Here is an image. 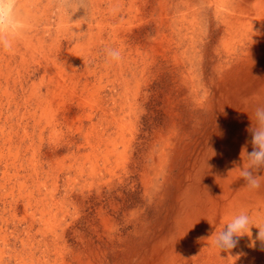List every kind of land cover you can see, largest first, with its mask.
<instances>
[{
    "label": "bare ground",
    "instance_id": "6f19581e",
    "mask_svg": "<svg viewBox=\"0 0 264 264\" xmlns=\"http://www.w3.org/2000/svg\"><path fill=\"white\" fill-rule=\"evenodd\" d=\"M155 1L20 0L22 15L18 19L24 27L15 42L14 53L0 51L4 60L0 75L7 95L4 105L14 108L0 121L1 189L25 168H28L26 178L39 176L37 157L32 154L26 165L25 152H21L25 149L19 142L23 139L32 142L35 134L39 150L45 131L57 138L62 127L68 129L77 122L75 134L82 133L80 142L74 143L69 138L62 146L72 155L81 148L91 149L84 154V164L89 163L87 177L94 178L107 164L115 163L118 169L125 171L128 167L125 172L139 177L135 187L141 183L147 188L150 180L147 166L151 167L148 158H153L156 164L159 188L149 206L151 216L161 213L162 217L160 226L155 223L148 226L153 243L146 264H264L260 242L249 248L248 236L240 238L237 247L231 250L233 257H228L225 251L219 253L212 243L215 233L240 211L249 212L253 223L264 226V183L259 189H250L239 178L241 151L253 150L248 128L252 123L255 125L256 107L264 104V0H179L177 29L170 27L161 3L160 16L154 19V24L151 22L149 14ZM134 19L140 21L136 26L131 25ZM170 29L178 36L174 47L182 45L179 49L183 50L184 62L178 56L179 49L169 58L183 66L184 78L179 83L158 78L162 75L158 73L159 63L151 61L150 70L156 78L146 80L151 91L148 110L138 116L137 103L133 101L132 105L131 101L137 100L141 81L125 78L124 73L130 70L128 62L140 58L149 34L154 31L166 41L164 30ZM173 43L170 37L167 53L173 51ZM109 48L120 50L122 59L117 62L108 58ZM127 55H132L128 62ZM190 55L199 58V74L187 66L191 64L187 62ZM16 57L20 59L17 62ZM169 58H163L160 66ZM122 61L126 63L123 65ZM209 61L213 66L208 77L204 67ZM12 73L19 76L12 78ZM91 78L96 79L94 84ZM102 78L112 79L102 86L99 81ZM79 84L87 94H79ZM119 88L126 93L117 102L115 94L110 93ZM187 90L192 98L185 97ZM66 94L68 98L64 99ZM30 104L35 108L31 109ZM22 106L25 110L20 112ZM12 115H19L22 124L16 117L11 123ZM96 117L99 118L94 121ZM103 121L108 128L112 127L113 136L108 134V139L104 137L108 128L101 127ZM86 124L89 125L84 127ZM103 143L106 144L100 152ZM142 153L148 155L143 168ZM65 157L70 156L66 153ZM100 160L102 163L97 166L95 162ZM59 166L54 164L52 169L57 171ZM106 171L115 170L108 167ZM255 174L264 175V169ZM25 184L23 181L18 186L23 189ZM49 202L53 203L51 197L45 203ZM49 221L54 222L52 215ZM251 232L255 239L258 229L252 227Z\"/></svg>",
    "mask_w": 264,
    "mask_h": 264
},
{
    "label": "rangeland",
    "instance_id": "374dc122",
    "mask_svg": "<svg viewBox=\"0 0 264 264\" xmlns=\"http://www.w3.org/2000/svg\"><path fill=\"white\" fill-rule=\"evenodd\" d=\"M178 1L179 0H156L151 10L152 12L150 11L149 14V19L150 17L153 19L151 20V22L153 23L154 19L160 16V12H162V10H160L158 6L159 3H161L164 10L166 9L165 17L169 18L168 22L171 25L170 27L177 29L176 21L179 19V13L176 9ZM20 4V0H16V12H19L17 17L19 15H22ZM205 20H207V18H205ZM139 22V20L134 19L131 25L134 24L133 26H136ZM164 31L166 32L167 40L170 37H172L174 40V43L172 45V52L167 53L165 51L167 49V40H161V36H156L153 31L152 34H149V39L147 38L148 45L143 48L142 55L139 59L137 58L136 62H128L132 55H127L126 62H128L130 70H127L128 72L126 71L124 73L125 78H135L136 80L139 79L141 81L139 96L137 100H135L134 98L131 101L132 105L134 102L137 103L136 111L138 113V116H141L148 110L147 100L151 91L148 90L149 86H146V80L149 78H156L153 76L154 74L150 70V64L154 60L159 63L160 68H158V73L162 74L158 78H170L179 83L181 81V78H184L185 75L183 73V66L179 67L174 63L175 61L169 58L173 55V52H176L182 46L180 45L178 48L174 47L176 46L178 36L174 33H171V29L169 31ZM155 40L158 42H156ZM74 44H76V42ZM152 48L154 50H152ZM181 49H179L177 52L179 58L184 62V59L181 55L183 50ZM165 57L169 58L168 61L164 59L165 64L160 66L163 58ZM142 58L143 61H141ZM189 58L190 61L187 60V62L191 64L187 66L195 71L196 74H199V58L196 55L195 58H193L191 55L189 56ZM14 60L17 62L20 59L19 57H16ZM126 62L122 61L123 65ZM3 65L4 60L3 58H0V67L2 68ZM211 66H213V64L209 61L204 67L205 75L208 77L210 76ZM18 76L19 74H11L12 78H17ZM35 79L31 80L36 81L37 79ZM111 79L112 78H102V80L99 79V81L101 85L104 86L108 85ZM2 80L3 76L0 75V103L2 102L0 106V109L2 110L0 112V121L2 119L1 117H3L4 115H10L14 110L13 107H11V109H13L11 110L4 105L7 101V95L5 93L6 89L4 88ZM95 80V78H91L90 82L94 84ZM82 82L83 81H81V83ZM80 84L77 86V91L79 92V94H87V92L83 90ZM89 86L90 85H88V88ZM125 93L126 92L124 88H119L116 92L110 93V95L115 94L114 97L117 99V102H120V100L124 98ZM181 95L183 97L182 93ZM184 95L187 98H192L191 93L188 90ZM18 98L22 99V96H18ZM63 98H68V95H64ZM31 107L35 108L33 104H30V108ZM124 107L125 109H127V105ZM24 110L25 107L22 106L20 112ZM15 117L19 118L20 116L16 115ZM15 117L12 115L11 123H14V120H16ZM98 118L99 117H96L94 121H97ZM19 122L20 124H22V120L20 118ZM88 125L89 124H86V126L84 127H87ZM77 126L78 123L75 122L68 129L62 127V135H58L57 138L52 137L49 131H45L41 140V149H39V154L36 153V150H38V140L36 138L37 135L34 134L31 140L32 142H30V139H23L24 141L19 142L22 149H25V151L21 152L23 154L25 152L23 159L26 165H28V158H30L32 154H34V157H37V163L39 162V165L37 167L39 176L35 178L33 174L32 177L26 178L28 168H25L24 172L21 171V173L18 175V178H15V180L10 185L4 187L3 189H1L0 180V264H146V258L149 255V251L153 243L151 229H149L148 226H151L154 223L160 226L162 217L161 213H158V215L156 214V216H151L152 212L149 206L151 204L152 198H156V194L158 192L157 190L159 188L157 181L159 178V172L156 164L153 163V158H148L151 159L148 160L149 167H151L148 168L147 166V169L149 171L148 173L150 174V180L147 188H143L141 183L138 187H135L136 180H138L137 178L139 177L137 175L130 176V173L125 172L128 167L125 169V171H123V169L121 170V168L118 169L119 167H117L115 163L107 164L106 168L100 171V173L96 175V177H87L89 163L84 164V158L86 153L88 154L89 152H91V149H87L86 147L81 148L78 153L73 155L72 153L63 149L64 144L67 142L66 140H68L69 138H73L72 142L74 143L80 142L82 133L75 134ZM105 126L106 122L103 121L101 125L102 129ZM108 130V133L104 135L105 138H107L108 134H111V136H113V132L111 131L112 127L108 128ZM105 144L106 143L100 145V152L104 148ZM54 147L56 148L55 152H53ZM49 148L51 151H49ZM66 153L70 156L68 157V159L65 157ZM42 154L46 155L42 156ZM95 155L96 154H94L93 156ZM99 155L101 156V154ZM99 155L97 154L96 156ZM157 155L158 152L155 151L154 156L156 157ZM147 156L148 155L145 153L141 154V168H143L145 161H147ZM111 159L113 160L112 157ZM101 163L102 160H100L98 163L95 162L97 166ZM54 164H57L58 166L60 165L59 170L54 171L52 169ZM46 167L47 169H45ZM81 167L82 172L79 169ZM108 167L115 171H106ZM109 173L113 174L109 175ZM51 177L53 179L55 178L56 180L54 179L53 181ZM89 177L92 179H90ZM123 178L124 180L121 182ZM23 181H25L26 184L22 189L18 185ZM88 183H91V185L89 186ZM54 188H56L57 190ZM58 189L60 191H58ZM37 192L40 195L37 194ZM50 197L53 199V203L49 202L48 204H46V200H49ZM87 204L88 206H86ZM116 206L118 207L116 208ZM35 209L37 212L34 211ZM133 209L134 211L132 212ZM51 215L52 217H54V222L52 223L49 221ZM144 221L146 222L144 223ZM24 227L25 230L23 229ZM105 261L106 263H104Z\"/></svg>",
    "mask_w": 264,
    "mask_h": 264
},
{
    "label": "clouds",
    "instance_id": "9594fccd",
    "mask_svg": "<svg viewBox=\"0 0 264 264\" xmlns=\"http://www.w3.org/2000/svg\"><path fill=\"white\" fill-rule=\"evenodd\" d=\"M16 0H0V51L9 54L14 53L15 42L20 35L24 25L18 19L16 13ZM107 57L112 61L122 59L121 52L115 48L106 49ZM255 125L253 123L248 128L251 134V144L253 150L249 153L245 149L241 151L243 160L239 171V178H242L246 186L250 189H259L264 183V175H256L258 171L264 169V104L258 105L254 111ZM252 121V120H251ZM247 157L246 162L244 157ZM256 227L258 232L256 238L252 239L251 228ZM248 236L249 248H255L256 242H260V250L264 251V226L252 222V216L247 211H240L225 222L220 231L215 233V239L212 241L214 246L221 251L229 253L228 257H233L230 252L236 248L239 239ZM235 256V260L239 255Z\"/></svg>",
    "mask_w": 264,
    "mask_h": 264
}]
</instances>
